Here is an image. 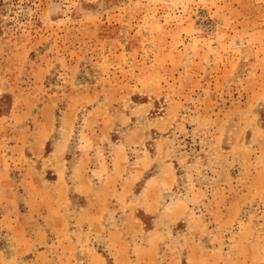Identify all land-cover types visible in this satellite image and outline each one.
I'll return each mask as SVG.
<instances>
[{
  "label": "rangeland",
  "instance_id": "1",
  "mask_svg": "<svg viewBox=\"0 0 264 264\" xmlns=\"http://www.w3.org/2000/svg\"><path fill=\"white\" fill-rule=\"evenodd\" d=\"M0 264H264V0H0Z\"/></svg>",
  "mask_w": 264,
  "mask_h": 264
}]
</instances>
